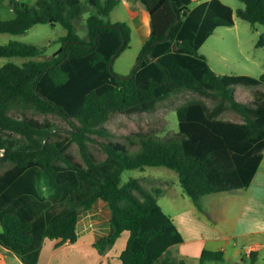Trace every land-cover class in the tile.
Segmentation results:
<instances>
[{"label":"trees","instance_id":"16d2710c","mask_svg":"<svg viewBox=\"0 0 264 264\" xmlns=\"http://www.w3.org/2000/svg\"><path fill=\"white\" fill-rule=\"evenodd\" d=\"M119 1L87 0L94 13L86 21V39L72 23L82 12L80 0L9 1L15 18L0 21V34H23L40 23H59L66 34L59 38L55 56L0 67V237L35 252L44 238L74 243L78 215L101 199L110 210V231L95 246L103 250L120 233H128L117 264H185L171 252L182 237L157 204L162 190L147 189L134 177L121 183V172L145 166L172 169L197 208L204 195L246 188L264 149V92H255L252 102H241L233 95L234 86L264 85V71L258 77L220 75L199 53L216 27L234 24L233 9L221 0H203L192 8L191 0H139L149 14V35L130 73L119 75L112 63L128 46L131 29L124 22L103 20ZM239 1L243 7L235 15L264 26V0ZM255 46L264 47V33ZM44 51L18 40L0 44L5 58H37ZM179 90L196 91L218 103L208 116L200 101L178 108V129L171 136L138 131L121 142L104 126L118 114L154 111L158 100ZM225 109L242 122L216 118ZM34 114L58 116L70 129L61 134L57 124ZM94 135L109 138L99 141L104 160L97 161L89 150ZM72 143L84 165L67 151ZM250 146V165L242 172L230 171L242 168L243 152ZM237 176L242 179L234 180ZM50 203H59L60 211L52 215ZM251 255L241 261L254 264ZM196 264L240 263L226 262L220 250L203 249Z\"/></svg>","mask_w":264,"mask_h":264},{"label":"rangeland","instance_id":"374dc122","mask_svg":"<svg viewBox=\"0 0 264 264\" xmlns=\"http://www.w3.org/2000/svg\"><path fill=\"white\" fill-rule=\"evenodd\" d=\"M10 0H0V21H10L15 18L10 4ZM19 3L25 5H34L37 0H17ZM224 4L230 6L233 11V17L235 20V26H218L214 29L213 33L199 47V53L206 57L207 63L212 70L217 74H244L251 77H258L264 71V47H256L255 41L264 33V26L256 24L251 25L249 22L238 18L235 15L237 8L243 7V3L239 0H221ZM82 5V12L80 16L74 18L72 23L74 25L75 33L82 39H86L88 35V29L86 25L87 18L90 14L94 13V9L87 3V0H80ZM196 1L193 0L192 5H195ZM130 19V11L125 1L118 3L109 13V15L103 17L106 23L124 22L127 23ZM66 34V30L59 23L51 25L49 23H40L32 26L28 31L23 34H0V44H5L9 40L22 41L37 47L44 48V54L37 58H25V57H0V66L12 62L17 65H21L23 62L29 59H47L51 56H55L60 48L59 38ZM145 35V36H144ZM147 33L144 29H135L131 34L128 46L114 59L112 63V69L119 75L126 76L133 68L136 57L141 49L143 39H147ZM3 41V42H2ZM235 99L244 102L249 97L255 98V92L264 90V85L259 84L256 86L248 85H235ZM171 94L170 97L161 99L159 104L157 102L156 108L151 112H141L132 114H118L107 122L104 126L114 133V140L121 142L125 141L123 136L132 132H143L157 137L171 136L178 129V117L174 108L185 101L189 100H201L208 102L209 108H214L218 101L213 100L199 92L192 90H179ZM234 95V93H233ZM235 115V112L225 109L219 113L220 118H228ZM34 116L40 120L47 118L57 124L61 131L60 133H67L65 130H69V125L55 115H42L34 114ZM63 132V133H62ZM94 141L88 143L89 150L93 154L97 161L104 160L106 154L101 149L99 141L109 138L93 136ZM137 148L136 146L131 149ZM67 151L71 153L75 160L84 165V161L78 151L77 145L72 143ZM264 167V160L262 162ZM2 167H0L1 169ZM134 177L140 179L141 183L147 188L157 187L160 188L163 193L157 197V204L166 212L169 211V206L172 204L180 203V194L183 193V188L179 184L177 173L169 168L163 166H145L142 169H125L121 172V183H125L129 178ZM184 196H186L184 194ZM231 194L220 193L204 195L200 199V213L206 211V207L209 205L213 207L212 212H215L216 208L230 198ZM186 198H189L186 196ZM191 200V199H190ZM231 207L227 208L228 215L235 213L236 200H228ZM52 215L59 212L61 206L59 203H50ZM2 228L0 226V233ZM172 255L175 252L172 250ZM256 264H264L262 260H258Z\"/></svg>","mask_w":264,"mask_h":264},{"label":"crops","instance_id":"0c3cea01","mask_svg":"<svg viewBox=\"0 0 264 264\" xmlns=\"http://www.w3.org/2000/svg\"><path fill=\"white\" fill-rule=\"evenodd\" d=\"M123 1L127 3L130 11V19L127 24L130 26L131 34L135 29L141 28L148 36L150 31L149 14L142 3L139 0H120L119 3ZM194 1H196V5L203 0ZM192 2L193 0L189 4L190 8L195 6H190ZM235 23L234 20L232 26H235ZM145 40L143 39L142 43ZM261 91L264 92V90ZM235 92L236 87L234 88V96ZM171 94L162 99L170 97ZM253 100L251 96L247 101ZM189 101L178 104L174 110L176 111L180 107H188ZM195 101H200L204 105L206 116L211 113L212 108H209L208 102ZM235 115L237 116L230 115L228 118H220L218 115L216 118L241 123V116L237 113ZM205 128L208 129V122L205 123ZM205 139H207L206 145H208V130ZM252 147H248L243 152L244 155L247 153V158L242 162L243 166L240 170L236 166L228 169L237 171V173L244 171L245 166L250 165V158L254 159V154L251 153ZM261 154L262 158L246 188L214 193L231 194L230 198L218 206L215 212H212L215 208L208 205L206 211L200 213L192 200L186 198L184 194L179 195L180 203L170 205L168 212L164 210L171 216L182 237V241L171 248V252L172 250L175 252L174 256L185 259V264H196L203 249L220 250L223 252L226 262L247 264V262L241 261V257L246 258L252 254L251 256L255 259L254 264L258 260H262L264 263V167H262L264 149ZM241 179V176H237L234 180ZM229 199L236 200L235 213L232 216L227 213V208L232 206L228 203ZM109 219L110 210L107 202L97 199L89 209L81 211L78 215L76 222L77 238L74 243H69L60 238H44L41 247L35 252L34 249H17L9 240L1 236L0 264H117L119 263V255L126 244L127 232L120 233L113 244L103 250H99L95 246V242L99 238L109 233Z\"/></svg>","mask_w":264,"mask_h":264},{"label":"built area","instance_id":"2783aa9c","mask_svg":"<svg viewBox=\"0 0 264 264\" xmlns=\"http://www.w3.org/2000/svg\"><path fill=\"white\" fill-rule=\"evenodd\" d=\"M3 155V151L2 150H0V156H2Z\"/></svg>","mask_w":264,"mask_h":264}]
</instances>
